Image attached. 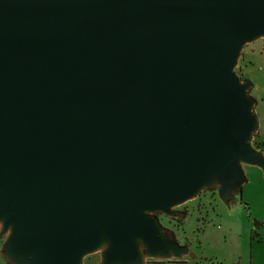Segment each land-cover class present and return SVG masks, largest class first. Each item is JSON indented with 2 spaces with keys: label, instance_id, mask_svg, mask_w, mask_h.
Instances as JSON below:
<instances>
[{
  "label": "water",
  "instance_id": "water-1",
  "mask_svg": "<svg viewBox=\"0 0 264 264\" xmlns=\"http://www.w3.org/2000/svg\"><path fill=\"white\" fill-rule=\"evenodd\" d=\"M261 37L264 0H0L2 255L193 256L154 214L264 173L235 71Z\"/></svg>",
  "mask_w": 264,
  "mask_h": 264
},
{
  "label": "rangeland",
  "instance_id": "rangeland-1",
  "mask_svg": "<svg viewBox=\"0 0 264 264\" xmlns=\"http://www.w3.org/2000/svg\"><path fill=\"white\" fill-rule=\"evenodd\" d=\"M235 71L242 80L252 84L249 95L255 101L254 114L258 125L252 144L264 155L263 37L243 46ZM242 167L246 182L242 184L241 192H233L230 199L223 201L218 195L215 198L202 196L198 207L195 198L200 192L195 198L173 208L181 213L178 208L187 204L194 206L181 222L174 220L177 217L163 213L160 219L157 216L164 230L168 228L174 234L173 238L180 245H187L193 253V256L177 258L180 263L174 264H264V173L255 165L243 164ZM2 241L0 264H10L1 253ZM99 259L98 251L87 256L83 264H98ZM146 262L157 264L154 263L156 259L149 257Z\"/></svg>",
  "mask_w": 264,
  "mask_h": 264
},
{
  "label": "flooded vegetation",
  "instance_id": "flooded-vegetation-1",
  "mask_svg": "<svg viewBox=\"0 0 264 264\" xmlns=\"http://www.w3.org/2000/svg\"><path fill=\"white\" fill-rule=\"evenodd\" d=\"M251 88H252V86H251ZM251 88H250V90H251ZM207 195H210L211 198H215L217 196V188H211V189L202 190L201 193L195 198L196 201H198L197 204H196L198 207H200V205H201L202 196H207ZM193 207L194 206H191V205L187 204V205H185V206H183L181 208H178V210L181 212L180 213L181 217L180 218H174V220H176L178 222H181L183 220V218L189 212L190 208H192V210H193ZM154 215L158 216L159 219L161 218L160 216H164L163 214H161L159 212L154 214ZM164 232L167 233L168 235L174 237V234L170 230H168V228H166V230H164Z\"/></svg>",
  "mask_w": 264,
  "mask_h": 264
},
{
  "label": "crops",
  "instance_id": "crops-1",
  "mask_svg": "<svg viewBox=\"0 0 264 264\" xmlns=\"http://www.w3.org/2000/svg\"><path fill=\"white\" fill-rule=\"evenodd\" d=\"M176 260H178V259H170V260H160V261H157L156 260V262H154V263H157V264H160V263H162V264H164V263H167V264H174V263H180V261L179 262H177ZM176 261V262H175ZM84 262V261H83ZM148 262V261H147ZM146 262V263H147ZM99 263H100V259H99ZM98 263V264H99Z\"/></svg>",
  "mask_w": 264,
  "mask_h": 264
},
{
  "label": "trees",
  "instance_id": "trees-1",
  "mask_svg": "<svg viewBox=\"0 0 264 264\" xmlns=\"http://www.w3.org/2000/svg\"><path fill=\"white\" fill-rule=\"evenodd\" d=\"M257 222V221H256Z\"/></svg>",
  "mask_w": 264,
  "mask_h": 264
}]
</instances>
